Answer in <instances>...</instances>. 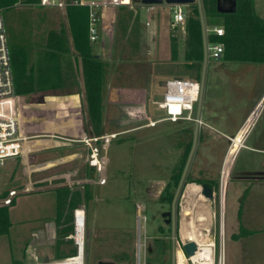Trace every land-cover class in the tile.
<instances>
[{"label":"rangeland","instance_id":"rangeland-1","mask_svg":"<svg viewBox=\"0 0 264 264\" xmlns=\"http://www.w3.org/2000/svg\"><path fill=\"white\" fill-rule=\"evenodd\" d=\"M64 1L67 4L64 7H44L28 0H18L8 8H1V12L5 17L8 31L14 28L25 34L35 33L38 37L46 29L58 31L64 29L70 37L67 6L73 0ZM253 3L257 14L264 18V0H253ZM194 5L196 4L184 7L189 16L194 14ZM126 8L135 12L140 11L141 14L137 46L133 44V36L122 35L117 38L116 22L106 19L101 22V36L95 46L98 54L107 60L114 58L119 63L125 60L134 62L131 63L135 64L131 70L135 72L138 69L141 73L140 76H135L136 80H133V83H139L140 77L143 78L145 73L149 74L148 89L151 95L147 103L148 113L145 115L143 111L138 113L118 111L112 115L114 121L110 129L117 133L124 131L116 138L129 136V139L120 142L114 138L110 143L111 146L107 152L110 163L105 172L107 183L91 184L89 198L88 194L85 196L86 192L83 193V190L79 189L85 197H80L79 208L74 210V231L68 236L71 241L64 242L61 246H58L57 241L59 232L57 188L70 186L73 189L82 185L83 182L77 180L78 173L72 175L74 181L71 180L70 183L58 184L63 179H54L52 184L44 187L48 181H40L42 178L37 173L33 176L27 175L19 161L8 159L9 161L0 163V205L3 204L10 190L18 191L10 205L12 226L8 233L0 235V264H37L44 262L47 257L49 261L69 258L63 256V253H68L74 246L79 248L77 239L82 245L84 242L81 254L85 257V264H135L137 244L139 238H143L144 235L150 237L148 242L151 247L159 239L165 240L167 245L171 246L167 251L165 262H161L156 257L152 258L155 254L149 253L147 264H172L171 225L165 222L162 215L164 211L171 209V203L161 202L160 197L167 184L172 182V178L182 173L193 141L196 121L165 120L163 119L164 111L158 103L163 100L165 90L162 82L176 76L200 82L203 63L191 64L185 59L188 36L186 24L173 25V13L169 5L161 4V7H156L149 13L140 5L133 7L127 5ZM117 12L119 14V8ZM222 19H206L207 28L214 25L222 26ZM147 20L151 21L150 25H146ZM101 44H105L103 53L100 51ZM173 44L177 47L176 54L172 50ZM218 60L213 57L208 58L202 117L207 116L208 111H211L209 105L212 101V106L215 108L222 105L221 109L225 117L231 112L229 125L232 127L239 121L244 119L246 121L251 115L252 111L247 109V104L253 98L252 93L259 86L255 76L262 82V74L256 73L257 69L254 68L259 66L256 63L233 62L222 58L221 64ZM259 64L264 65L262 62ZM115 69L120 73L119 64ZM215 70L220 72L218 77L213 76ZM128 71L129 69L126 68L125 72ZM151 78L154 80L153 83ZM197 110L198 103L195 105V116H197ZM214 112L208 116L212 117ZM158 119L161 121L158 122ZM211 121L218 126L213 118ZM200 126L202 128L199 130L198 145L188 173L192 179L213 181L212 185L216 191L214 200L204 197L205 202L211 206L213 221L209 228L202 229L203 234H209L210 239L216 236L219 253L220 233L225 223L227 227L224 239L226 264L229 257H234V248L240 247L251 249L253 252L249 255L247 253L243 256L238 255V259H243L244 264H259L264 259V230L259 229L255 235L243 238L239 242L235 241L230 233L233 220L240 219L242 208V202H239L240 205L234 203L235 181L227 188V182L232 180L234 174L231 172L234 158L229 166V174L224 186L222 182L225 178L223 168L228 169L226 160L231 161L236 148L227 158L230 147L228 140L217 137V133L206 127L204 122ZM126 129H135V131ZM220 129L223 128L220 127ZM256 132L254 129L247 144L252 143ZM100 141L97 145L101 150L102 145L105 144L102 139ZM222 155L224 160L220 158ZM251 161H264V152H254L243 148L235 167V175L238 174L242 165ZM218 167L222 168L221 173H218ZM205 168L208 173L201 171ZM101 176V173H97L96 179L99 181ZM31 181L36 182L31 183ZM250 182L253 183L247 184L237 201H243V195L249 192L248 203L244 204L242 212H246L247 217L255 216L257 220H262L260 223H264V183ZM190 183L192 182L185 184L177 206V220L179 218L181 222L184 210L190 207L191 197L188 195ZM222 194H224V213H222L221 204ZM176 239L186 240L182 236L181 223L177 224ZM59 253L62 254L61 257L58 256ZM177 258L176 264H179Z\"/></svg>","mask_w":264,"mask_h":264},{"label":"crops","instance_id":"crops-1","mask_svg":"<svg viewBox=\"0 0 264 264\" xmlns=\"http://www.w3.org/2000/svg\"><path fill=\"white\" fill-rule=\"evenodd\" d=\"M134 5L140 4L135 3L130 5V7H133ZM140 6L142 8V5ZM158 7H161V5ZM118 8L119 7L115 6H108L104 8L102 21H104L105 19L108 21L114 20V22H116V26L118 19ZM48 30L50 29L43 30L42 33ZM33 37L34 39H32L31 42H28V46L33 49L34 53L31 55V59H28V61L29 69L35 70V66L37 63V52L47 48V41L45 37H36L35 33H33ZM104 50L105 44H101L100 51L103 53ZM101 58L107 63V72L104 79L103 90L104 117L102 124L103 132L101 135H99L92 126L88 112L85 81L82 74L81 61L77 62L74 58V55L66 54L65 58L62 60V80L56 81L59 82L56 87L43 91L18 94L17 105L19 113L20 130L22 135H24L26 139L24 141L23 154L17 158L9 160L19 161V163L22 164L23 170L27 175L33 176V174H39L42 178L40 181L49 182L44 184V187H47L52 184L51 182L54 179H63L62 182L58 184H62L64 182L70 183L71 180L74 181L72 175L77 173L79 175L77 180H81L83 184L73 189H80L85 192L90 191L91 184H106L107 179L105 172L107 171V166L110 163L109 157L107 156V152L110 149V143L113 140L109 144H105L104 146L102 145L101 147L98 158L103 166V170L99 171L96 166L90 164L91 146L86 142V139L114 132L112 129H110L112 128L114 121L112 115L114 113H117L118 111H127L129 113H138L139 111H143L145 115H147L148 113L147 103L151 95L149 94L148 89L149 74L146 75L145 73L143 78H139L140 82L135 84L133 83V80H136L135 76H140L141 72L138 71V69L137 71L135 70V72H133L134 70H131V67L135 65L131 63L134 62L125 60L119 63L113 57V60H107L104 57ZM221 60L222 58L218 60V63H221ZM249 63H256L259 65L254 69H257L255 70L257 74H262L261 78L263 81L260 82V78H257L255 76L256 82L259 84V86L256 90H254L251 96L253 98L250 99L249 103L247 104L248 110L252 112L255 111L253 116L257 115L255 125L248 139L251 138L254 129H256L257 132L255 138L251 141V144H247L246 141V148L254 152H264V65L259 64L258 62ZM117 64L120 65V73L115 69ZM221 66L222 65H220V67ZM126 68H128L130 72H125ZM219 73V71L215 70L213 72V76L218 77ZM153 81V78H151V83H153ZM164 84L165 82H162L163 87ZM221 106L222 105H220L218 108H215L214 106H212L211 101L209 105V110L211 111H208L207 114L209 115L211 112L215 111L214 115L212 117L208 115L202 117L201 110V119L206 127L217 133V137H223L224 139L228 140V136H234L239 132L242 125L244 124L245 119L239 121L237 124H234L231 127L229 124L232 114L231 112H229L228 116L225 117L223 115L224 113L221 109ZM213 107L215 109H213ZM211 118H213V120L217 122L218 126L223 129H220V127L216 126L213 121H211ZM157 121L159 122L161 121V119H158ZM201 128L202 126H200L199 130H201ZM126 130L135 131V129ZM123 133L124 131H120L119 135H122ZM243 134L244 132H242L240 135L241 139L243 138ZM116 139H118V141L120 142H123L124 140L129 139V136H121V138ZM93 144L95 143L93 142ZM242 149L239 150L236 155L233 154V157L230 162L226 160V165L228 169H225V167L223 168L225 178L222 183L225 184V179L229 174V166L233 163L232 160L234 158V163L232 164L233 166H231V172L234 174L232 180H228L227 188L232 182L234 183L235 181L234 184L236 185L234 195L236 199L234 203L240 205L239 202H242L241 207L243 208L244 204L246 202L248 203L247 199L249 196V192L248 194L246 193L245 195H243V201L237 200L239 199L240 194L245 189L247 184L253 183L250 181L264 183V161H251L246 165H242L239 169L238 174L235 175V167L242 152ZM220 158L224 160V155L220 156ZM9 160L7 159L5 161ZM221 169V167L218 169V173L222 172ZM201 171L208 173L207 168ZM97 173H101L102 175L99 181L96 179ZM102 178L106 179L105 183H101ZM200 180L205 182L194 183H207L212 186L215 190L214 185H212L213 181L208 179ZM33 182L36 181H31V183ZM199 203H201L205 208H207L210 213L212 212L211 206L209 205V203L205 202V200L203 201L202 198H199ZM191 205L192 207H195L192 199L190 200L189 209L192 208ZM242 208L240 212V219L238 221L235 219L233 220V224L231 225L232 230L230 232L232 238L238 242L243 238L255 235L256 232L259 231V229L260 231L264 230V223H260L262 220H257L255 216L252 217L248 215L247 217V215L245 214L246 212H242ZM191 211L194 216L191 213L187 212L186 209L184 210L183 220L192 217L191 219H193V225H197L199 229H203L204 227H210L213 221L212 214L210 215V220H208V222H199L197 220V207H195V209H191ZM241 213H243V215ZM182 222L179 221L178 218L177 224L180 225L181 223L182 226ZM223 224V232L225 239L227 227L225 223ZM233 252L234 257H229L228 264H244L243 259H238V255L243 256L246 255V253L249 255L250 252H253V250L240 247L234 248ZM263 262L264 259L260 261L259 264H263Z\"/></svg>","mask_w":264,"mask_h":264},{"label":"trees","instance_id":"trees-1","mask_svg":"<svg viewBox=\"0 0 264 264\" xmlns=\"http://www.w3.org/2000/svg\"><path fill=\"white\" fill-rule=\"evenodd\" d=\"M17 1L0 0V8H8ZM28 1L36 5L39 3V0ZM202 4L206 19L223 18L222 27L225 29V35L219 39L212 34H208V42L221 41L224 43L225 52L222 58L233 62H264V18L257 14L253 0H237V10L233 13L219 12L218 0H202ZM126 7L127 5L119 7L117 38L122 35L126 37L133 36V44L137 46L136 41L138 35H140L141 14L140 11L126 10ZM193 7L194 14L189 16L186 21L188 36L185 59L191 64L195 62L203 63L204 56L199 11L197 5ZM89 14V6L71 2L67 6L71 39L64 29L60 31L50 29L38 35V38L45 37L47 48L37 52L35 70L29 69L28 61L34 53L33 49L28 46V42L34 39L33 33L25 34L22 31L18 32L16 29L10 28L9 37L17 94L43 91L56 87L59 83L56 81L62 80V60L66 54L74 55L77 62L81 61L90 120L96 132L101 135L103 132V90L107 63L101 57L96 56L99 54L95 46L96 42L90 38ZM172 50L175 54L177 53L176 44L172 45ZM174 56V59H176V55ZM180 177L181 175L174 176L172 182L167 184L160 197L161 202H172ZM190 181L205 182L190 178L188 173L185 184ZM85 192L83 193H85V196L88 194L89 198V191ZM81 196L85 197L84 194L80 193V190H73L70 187L57 189L58 246L71 241L68 236L74 231V210L79 208ZM11 226L10 205L2 204L0 205V235L8 233ZM169 248L171 246H168L165 240L159 239L155 241V245L149 250L148 254H155L152 258L156 257L161 262H165ZM77 253L78 247L74 246L68 253H63V256H75ZM61 255L58 254L60 257Z\"/></svg>","mask_w":264,"mask_h":264},{"label":"built area","instance_id":"built-area-1","mask_svg":"<svg viewBox=\"0 0 264 264\" xmlns=\"http://www.w3.org/2000/svg\"><path fill=\"white\" fill-rule=\"evenodd\" d=\"M74 4L87 5L90 8L89 14V31L90 38L96 42L101 36V22L104 8L108 6L120 7L122 5H132L133 0H73ZM166 4V3H163ZM39 6H57L64 7L66 2L64 0H39ZM142 5V8L151 12L160 5ZM169 5V4H166ZM173 13V25L185 23L189 17L186 5H169ZM100 23V26H99ZM151 21L147 20L146 25H150ZM209 35L212 34L217 38H221L225 35V29L222 26H213L207 28ZM211 32V33H210ZM225 52V45L221 41L208 42L209 57L215 59H221ZM163 100L158 103V106L164 111L165 120L177 122L180 120L198 121L203 124L202 119L197 120V116L194 115L195 105L198 103L200 94V82L197 80L189 79L187 77H173L168 79L164 84ZM18 94L15 86V75L12 65V52L10 46V37L7 27V23L0 8V163H3L7 159H13L23 154L24 141L26 137L22 135L19 124L18 113ZM255 111L247 118L242 125L239 132L246 128L243 134V139L239 144L238 151L242 148H246V141L255 125L256 116H253ZM251 121V122H250ZM249 122V123H248ZM155 123V122H153ZM238 132V133H239ZM238 133L234 136H228L229 150L235 144V139ZM119 135L117 132H111L102 136L86 139V142L91 146V159L90 164L97 167L99 171L103 170V166L98 158L99 146L98 142L102 139L104 144H109L114 138ZM93 142L95 144H93ZM237 151V153H238ZM236 153V154H237ZM235 154V155H236ZM106 179L102 178L101 183H105ZM18 191L12 189L9 191L8 196L3 200V204L11 205L13 199L17 196ZM146 217L144 218V221ZM205 242L195 241L197 244V250L194 255L188 256L184 250V244L192 241L188 238L186 240L176 239V258L181 264L182 256L185 264H203L200 259L195 257L201 247L210 248V257L205 261L206 264H226L224 254V232L223 225L220 233V251L217 252V238L214 235L213 239H210V235L206 234ZM147 237L139 238L136 250L135 264H147L148 252L150 250V244ZM78 241V253L75 256L69 258L51 261L48 264H69L74 262H80V256L83 245ZM83 260V258H82Z\"/></svg>","mask_w":264,"mask_h":264},{"label":"water","instance_id":"water-1","mask_svg":"<svg viewBox=\"0 0 264 264\" xmlns=\"http://www.w3.org/2000/svg\"><path fill=\"white\" fill-rule=\"evenodd\" d=\"M223 0H218V10L222 13H233L237 10V0H228L229 6L225 7L222 5ZM136 4H143V5H161L163 3L169 4V5H193L196 4L199 11V17L201 21V28H202V38H203V50H204V56H203V67H202V73H201V80H200V94H199V100H198V110H197V120H200L201 118V110H202V101H203V94L205 89V82H206V69H207V62L209 58L208 53V34H207V26H206V17L203 9L202 0H133ZM97 57H100V55H96ZM199 129H200V123L197 121L195 124L194 129V135H193V141L192 146L190 149V152L188 154L187 160L185 162L180 180L178 182L177 188L175 190L174 197L171 202V209L164 211L162 213L163 218H165V222L167 224L171 225V232H172V264H176V234H177V206L179 202V198L181 196L182 190L185 186V182L187 179V175L194 157V154L196 152V148L198 145V139H199ZM201 186V192L202 195L209 199L214 200L216 192L212 186H210L207 183L199 184ZM152 247H150V250ZM184 250L188 256L194 255L195 251L197 250V244L195 241H189L184 244ZM49 258H45L44 262H48ZM185 264V262H183Z\"/></svg>","mask_w":264,"mask_h":264},{"label":"bare ground","instance_id":"bare-ground-1","mask_svg":"<svg viewBox=\"0 0 264 264\" xmlns=\"http://www.w3.org/2000/svg\"><path fill=\"white\" fill-rule=\"evenodd\" d=\"M245 130H246V128L242 129L238 133V136L235 139V144L230 148L231 150H229L227 157H229V154L232 153L234 148H236L235 152H234V155L237 153L238 148H239V144L241 143V141L243 139V138L242 139L240 138V135H241L242 132L245 133ZM222 185L224 186L223 183H222ZM189 191H190L191 194L188 193V195L191 197L194 206L197 207V220L199 222H204V221L208 222V220H210L211 213L208 211L207 208H205L201 203H199V198H202L203 201L205 200V198H204V196L202 195V192H201V186L199 184H196V183L192 182V183H190ZM223 197H224V194H222V200H221L222 213H224ZM185 203H186V201H185ZM191 207H192V205H191ZM186 211L192 214L191 209H189V208L187 209L186 208ZM191 218L183 220V222H182L183 223L182 224V236H184L185 238H188L190 240H193V241H198L199 243L200 242H205L206 236L203 234L202 228L199 229V227H197V225H193V219H191ZM210 251H211V249L209 247L208 248L201 247L200 250L195 255V257L200 259L203 264H206L205 261L210 257ZM80 258H81L80 262L77 261V262L69 263V264H85V257L81 254ZM82 258H83V260H82ZM50 262L51 261H49V262H40V263H37V264H48ZM183 262H184V258L182 256L181 264H183Z\"/></svg>","mask_w":264,"mask_h":264},{"label":"flooded vegetation","instance_id":"flooded-vegetation-1","mask_svg":"<svg viewBox=\"0 0 264 264\" xmlns=\"http://www.w3.org/2000/svg\"><path fill=\"white\" fill-rule=\"evenodd\" d=\"M222 5L225 6V7H228L229 6V1L228 0H223L222 1ZM164 220H166V219L164 218Z\"/></svg>","mask_w":264,"mask_h":264}]
</instances>
